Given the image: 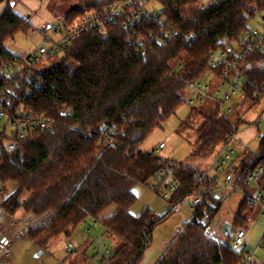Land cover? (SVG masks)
I'll use <instances>...</instances> for the list:
<instances>
[{
	"label": "trees",
	"instance_id": "trees-1",
	"mask_svg": "<svg viewBox=\"0 0 264 264\" xmlns=\"http://www.w3.org/2000/svg\"><path fill=\"white\" fill-rule=\"evenodd\" d=\"M69 1H61L68 6L64 13L67 22L87 12L100 13L105 5L117 0H74L75 4H66ZM152 1L178 31L176 36L164 45L151 44V50L142 55L138 38H146L158 24L149 20L126 28L122 21L129 12L127 8L104 32H83L62 52L35 66L36 85L30 94H26L31 88L22 78L15 85L1 72L4 62L24 56L7 49L6 40L16 33L26 34L32 27L7 4L0 15V86L11 89L12 108L22 103L34 114L51 117L57 127L34 132L15 150L0 154V184H12L11 191L0 200V211L14 218L18 212L19 218L20 214L40 216L51 212L27 231L42 250L91 219L121 240L109 264H141L152 244L153 230L166 215H157L148 207L132 214L130 207L136 201L133 187L149 184L167 167L178 183L167 198L169 213L196 189L207 192L201 204L191 206L190 220L155 264H242L244 256L231 247L233 234L224 243L204 232L225 197H213L208 179L195 167L186 163L175 166L176 161L137 147L178 106L188 102L182 94L188 83H214L221 77V69L209 63L210 54L227 44L236 45L242 32L250 28L249 21L264 16L260 15L264 0ZM189 34L193 39H186ZM243 75L240 100L259 103L264 98V49L251 55ZM255 89L259 90L257 95L253 94ZM239 105L234 103L232 112L226 115L217 109L203 115L191 146L192 158H210L226 138L247 123L237 112ZM197 113L199 110L191 107L186 120ZM112 125L118 131L109 143L101 130ZM242 148L235 159L240 183L254 170H264V133L258 134L255 150ZM112 206L114 210L105 214ZM253 212L252 204L242 197L235 229H243ZM203 215L208 224L199 221Z\"/></svg>",
	"mask_w": 264,
	"mask_h": 264
},
{
	"label": "built area",
	"instance_id": "built-area-1",
	"mask_svg": "<svg viewBox=\"0 0 264 264\" xmlns=\"http://www.w3.org/2000/svg\"><path fill=\"white\" fill-rule=\"evenodd\" d=\"M135 3L136 6L131 5ZM128 8V14L122 21L126 28L137 27L144 21H155L158 26L155 31H149L146 38L139 37L137 45L140 46V53L146 55L148 49L151 50V44L164 45L168 39L178 34V31L172 27V24L163 16L162 9L149 10L136 0H117L103 7L100 13L87 12L72 22H67L64 16L54 12L51 17L35 27L29 28L27 37L37 33L44 37L46 44H40L35 49L24 55L18 60L4 62L1 65V72L7 75L15 85H19V78L30 86L26 94L34 89V68L38 61L47 57L56 55L67 48L70 43L80 34L86 31L96 30L104 32L107 26L112 23L117 15ZM33 26V25H32ZM193 35L186 36L187 40L193 39ZM264 49V16H262L255 27L244 30L240 36L239 42L234 45H225L223 49L210 54L209 63L212 66L221 69V77L217 83L205 82L203 80L190 82L187 88L197 96L199 100L212 99L218 103L221 114L226 115L233 110L231 105L232 98L237 95L244 78L243 70L248 64V60L255 52ZM27 75V76H25ZM25 76V77H24ZM210 87V89H209ZM221 88L223 91L221 92ZM259 90L253 91L257 95ZM216 94L219 96L216 97ZM11 89L6 85L0 86V154L3 151L15 150L20 142L37 131H52L56 129L57 123L49 116L44 114H34L24 108L22 103L12 108L10 102ZM215 98H214V97ZM189 98L188 102L192 103ZM68 112L67 109L64 110ZM118 129L112 125L107 130H101L102 137L107 142L114 141L112 134L117 133ZM232 136L226 138L225 142L210 156V164L207 170H198V173L207 178L210 190L209 192L215 198H223L225 195L240 193L259 211L264 210V170L258 168L243 178L240 183L237 178V161L234 159V150L228 144ZM163 143L157 145V149L163 148ZM157 149L153 152L156 154ZM182 162L176 161L175 166ZM225 165L224 168L221 166ZM212 171L210 173L209 171ZM153 190L163 187L165 192L170 193L177 187L178 183L172 178V170L165 167L153 176L148 184ZM207 192L204 188H199L193 194L184 198L172 208L179 211L183 205H199L204 200ZM5 189L0 187V197L5 195ZM190 219L185 220L188 222ZM199 221L208 224V218L203 215ZM95 223V222H93ZM211 224L204 230L205 233L211 232ZM181 229V228H180ZM20 230H15L13 235L19 234ZM212 233V232H211ZM12 234H2L0 236V264L7 261L11 255L10 246L13 237ZM246 235L245 229L235 230L231 247L236 249L244 242ZM211 236V235H210ZM264 247V235L260 238L256 248ZM255 250L247 252L242 264H255ZM67 251H72V244H67ZM113 251L106 247V244L99 237L93 238V254L87 259L85 264H109Z\"/></svg>",
	"mask_w": 264,
	"mask_h": 264
},
{
	"label": "rangeland",
	"instance_id": "rangeland-1",
	"mask_svg": "<svg viewBox=\"0 0 264 264\" xmlns=\"http://www.w3.org/2000/svg\"><path fill=\"white\" fill-rule=\"evenodd\" d=\"M62 0H8L0 2V13L2 9L9 4L12 10L18 11V13L28 20L29 16L32 21V27L37 26L40 22L49 19L54 12L64 16L68 6L61 4ZM208 0H202L207 2ZM140 4H143L146 9H160L159 5L152 0H139ZM66 4H75L74 0L69 1ZM264 14V11L260 15ZM259 16V15H258ZM259 18L256 16L251 19L248 23V27H255L258 23ZM27 34V33H26ZM26 34L16 33L12 38L6 40L5 45L12 53L22 55L32 52L35 47L40 44H46L44 37L40 34H33L31 37H27ZM44 59L37 62L36 67H40L44 62ZM217 83V81H214ZM210 89V87H209ZM223 89L221 88V92ZM182 94L188 97H192V103H182L175 112L163 121L160 126L155 127L147 135V137L138 145L137 149L154 151L157 149L159 143H163L164 147L157 149L156 155L163 159H170L179 161L182 163L189 164L195 167L197 170L205 171L210 164V158H192L190 156L191 146L196 139V130L203 121V115L209 114L211 111L217 109L219 111L218 103L212 99L199 100L197 96L193 95L190 89L186 88ZM219 95L216 94V97ZM214 97V96H213ZM215 98V97H214ZM239 92L232 98L231 105L239 102L237 112L242 115V118L248 123L256 122L257 117H260L261 124L258 126V134L264 133V98L257 104H251L248 100H240ZM191 107L199 110V113L191 116L188 120L187 116ZM220 113V111H219ZM47 116V115H46ZM186 121V122H185ZM249 128L248 125L240 126L239 131ZM252 131H250V130ZM246 129V132L250 135L255 131L252 127ZM257 131V130H256ZM258 134H256L253 140L247 143V147L251 150H255L258 146ZM248 137V135H247ZM236 150V154L239 153L243 148L238 146L237 142L232 143ZM234 150V151H235ZM225 165L221 166L224 168ZM0 187L5 189V194L9 193L12 189L11 183L0 184ZM133 191L136 194V201L130 207V212L137 215L145 207L150 208L157 215H166L164 220L156 226L152 233V244L149 250L145 253V258H153L156 260L160 253L155 255L154 251L157 249L156 241L161 237H166L168 240L172 237L171 229L174 224L180 222L182 216H189L190 209L188 205H183L180 209V213L171 211L169 213L170 205L167 202L170 192H165L163 187L157 189V191L151 189L148 184H136L133 187ZM242 195L240 193H232L224 199L219 208L217 215L212 221L213 229L211 232L206 233L209 237L218 239L221 242H228L229 235L235 231L234 219L236 217L237 207L239 205ZM171 209H173L171 207ZM114 210V207H110L105 211V214H109ZM48 213H51L48 211ZM47 213V214H48ZM42 214L40 216H34L33 214L23 215L19 212L16 214L17 217L14 219L18 222L14 223V231L18 230L17 226L24 228L23 232L19 233L10 246L11 255L8 260L2 264H85L88 257L93 254V238L99 237L106 244V247L112 251L117 249L121 245V240L107 232L97 222L91 219H86L80 223L74 231L67 236H60L52 240L46 249L42 250L33 240L27 236L29 228H33L38 225L41 220L47 216ZM54 214V212L52 213ZM50 215V214H49ZM228 224L230 230L228 233L223 231V226ZM243 228L246 230V238L241 246L236 248L238 253L243 256L247 252H252L258 244L262 233H264V214H261L257 219H250ZM12 237L18 236L19 234L13 235ZM211 235V236H210ZM72 244V251H67V244ZM254 261L261 264L264 263V247H261L255 257Z\"/></svg>",
	"mask_w": 264,
	"mask_h": 264
},
{
	"label": "crops",
	"instance_id": "crops-1",
	"mask_svg": "<svg viewBox=\"0 0 264 264\" xmlns=\"http://www.w3.org/2000/svg\"><path fill=\"white\" fill-rule=\"evenodd\" d=\"M25 1H29V0H25ZM30 1H33L34 2V0H30ZM5 8H6V6L2 9L3 11L5 10ZM2 11V12H3ZM1 12V13H2ZM16 12H18L17 10H16ZM1 13H0V15H1ZM30 17L31 16H29V18H28V21L30 22V23H32V21H31V19H30ZM45 20H47V19H45ZM41 23V22H40ZM39 23V24H40ZM189 98H192V97H188V99ZM259 124H261V119H260V117H257V119H256V122H254V123H248V124H244V126H246V125H248V127L249 128H253L255 131H253L252 132V134L250 133V135L246 132V129H249V128H247L246 127V129H243V130H241V131H239L238 129H237V131L234 133V135L232 136V139L230 140V142H229V144H228V146L231 148V149H233V150H235V148L233 147V145H232V143L233 142H237V144H238V146H241V147H244V146H247V143L250 141V140H253L254 138H255V136H256V134H258V126H259ZM242 126V125H241ZM250 130V129H249ZM257 130V131H256ZM250 131H252V130H250ZM247 135H248V137H247ZM238 155L236 154V150L234 151V159H236L237 160V157ZM237 157V158H236ZM209 167V166H208ZM210 173H212V171L210 170L209 171ZM229 196V194L228 195H225L224 197L226 198V197H228ZM223 197V198H224ZM0 200H1V197H0ZM253 206V208H254V212H253V214H252V216L250 217V219H257V217L258 216H260L261 214H264V210H261V211H259V209L256 207V206H254V205H252ZM189 209H190V213H191V208L189 207ZM173 211H176V210H174V209H172ZM176 212H179L180 213V210L179 211H176ZM190 218V214H189V216H182V219H181V221L180 222H177L176 224H174L173 225V227H172V229H171V232H172V237H171V239H167L166 237H161L160 236V238L159 239H157V241H156V247H157V249L154 251V253H155V255H157L158 253H160L161 255H159V257H157L156 258V260H154V257L153 258H148L147 257V259L146 258H144V261L141 263V264H155L156 262H157V260L163 255V253L165 252V250L167 249V247L169 246V244L171 243V241L173 240V238L175 237V235H176V233L180 230V228H182V226H183V224L185 223V220H187V219H189ZM15 219V218H14ZM10 215H8V214H6L5 212H2V211H0V236L2 235V234H12V231H14V228H16V227H14V223H16V222H18V221H15ZM249 219V220H250ZM213 223H211V229H213V225H212ZM17 228H19L18 226H17ZM19 229H21L20 230V232L22 233L23 232V227L21 228H19ZM244 229V228H243ZM213 230H215V229H213ZM229 230H230V227H229V229H228V232H229ZM228 232H226V233H228ZM234 232L235 231H233V233H231V235L232 234H234ZM215 233H216V230H215ZM247 233V232H246ZM247 235V234H246ZM246 235H245V238H246ZM262 235H264V233H262ZM262 235H261V237H262ZM19 236H23V235H18V236H15L13 239H12V243H13V241L17 238V237H19ZM244 238V239H245ZM11 243V244H12ZM257 246V245H256ZM256 248V247H255ZM255 248H254V250H255ZM260 248H258V249H256L255 250V255H256V253H257V251L259 250ZM148 250H149V248H148ZM147 250V251H148ZM253 250V251H254ZM89 258V257H88ZM255 264H259V263H257V262H255ZM261 264H264V263H261Z\"/></svg>",
	"mask_w": 264,
	"mask_h": 264
},
{
	"label": "water",
	"instance_id": "water-1",
	"mask_svg": "<svg viewBox=\"0 0 264 264\" xmlns=\"http://www.w3.org/2000/svg\"><path fill=\"white\" fill-rule=\"evenodd\" d=\"M228 229H229L228 224H225V225L223 226V231L226 233V232H228Z\"/></svg>",
	"mask_w": 264,
	"mask_h": 264
},
{
	"label": "bare ground",
	"instance_id": "bare-ground-1",
	"mask_svg": "<svg viewBox=\"0 0 264 264\" xmlns=\"http://www.w3.org/2000/svg\"><path fill=\"white\" fill-rule=\"evenodd\" d=\"M18 221V220H17Z\"/></svg>",
	"mask_w": 264,
	"mask_h": 264
}]
</instances>
